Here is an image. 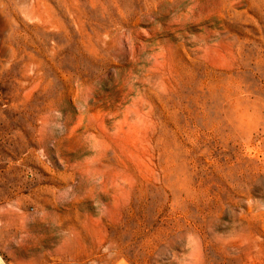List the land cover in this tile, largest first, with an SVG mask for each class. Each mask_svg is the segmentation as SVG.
<instances>
[{
  "label": "rangeland",
  "instance_id": "rangeland-1",
  "mask_svg": "<svg viewBox=\"0 0 264 264\" xmlns=\"http://www.w3.org/2000/svg\"><path fill=\"white\" fill-rule=\"evenodd\" d=\"M264 264V0H0V264Z\"/></svg>",
  "mask_w": 264,
  "mask_h": 264
},
{
  "label": "bare ground",
  "instance_id": "bare-ground-1",
  "mask_svg": "<svg viewBox=\"0 0 264 264\" xmlns=\"http://www.w3.org/2000/svg\"><path fill=\"white\" fill-rule=\"evenodd\" d=\"M31 264H39L37 260H34Z\"/></svg>",
  "mask_w": 264,
  "mask_h": 264
}]
</instances>
